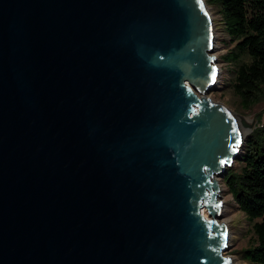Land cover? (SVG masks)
<instances>
[{
  "label": "water",
  "instance_id": "1",
  "mask_svg": "<svg viewBox=\"0 0 264 264\" xmlns=\"http://www.w3.org/2000/svg\"><path fill=\"white\" fill-rule=\"evenodd\" d=\"M213 43L203 0H0V264H231Z\"/></svg>",
  "mask_w": 264,
  "mask_h": 264
},
{
  "label": "trees",
  "instance_id": "2",
  "mask_svg": "<svg viewBox=\"0 0 264 264\" xmlns=\"http://www.w3.org/2000/svg\"><path fill=\"white\" fill-rule=\"evenodd\" d=\"M205 4L215 7L234 43L225 56L233 67L229 86L240 107L249 110L264 101V0H206ZM236 161L238 169L228 168L222 179L253 235V243L238 255L249 264H264V122L246 137Z\"/></svg>",
  "mask_w": 264,
  "mask_h": 264
},
{
  "label": "rangeland",
  "instance_id": "3",
  "mask_svg": "<svg viewBox=\"0 0 264 264\" xmlns=\"http://www.w3.org/2000/svg\"><path fill=\"white\" fill-rule=\"evenodd\" d=\"M203 1L205 3L206 0ZM206 8L212 22L214 41L212 54L216 59V67L218 70L216 84L213 86V89L206 94V97L214 103L221 104L235 115L239 129L240 146L229 169L237 170L239 163L236 159L246 137L254 133L264 122V101H260L253 105L249 110H243L240 107L238 98L229 86L232 78L230 71L233 70V67L225 60V56L233 49L234 43L230 41L224 32L223 25L215 7L206 5ZM241 61L246 63L248 58L243 56ZM214 179L218 184L219 196L222 201L220 221L227 227V243L223 255L230 259L231 264H249L241 260L238 252L253 243L250 224L246 221L243 214L237 211L236 205L227 193V188L223 183V179L219 177H215Z\"/></svg>",
  "mask_w": 264,
  "mask_h": 264
},
{
  "label": "bare ground",
  "instance_id": "4",
  "mask_svg": "<svg viewBox=\"0 0 264 264\" xmlns=\"http://www.w3.org/2000/svg\"><path fill=\"white\" fill-rule=\"evenodd\" d=\"M215 84H216V82L214 83V85H215ZM213 177L215 178V176H213ZM201 212H202V214L205 216V214H204L205 211L202 210Z\"/></svg>",
  "mask_w": 264,
  "mask_h": 264
},
{
  "label": "snow or ice",
  "instance_id": "5",
  "mask_svg": "<svg viewBox=\"0 0 264 264\" xmlns=\"http://www.w3.org/2000/svg\"><path fill=\"white\" fill-rule=\"evenodd\" d=\"M239 143V141H237V144ZM233 150H235V149H233Z\"/></svg>",
  "mask_w": 264,
  "mask_h": 264
}]
</instances>
